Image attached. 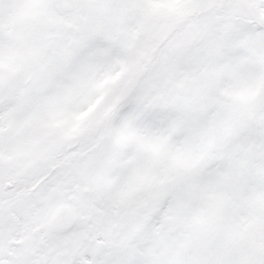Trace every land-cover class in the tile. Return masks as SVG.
<instances>
[{
    "label": "snow or ice",
    "instance_id": "snow-or-ice-1",
    "mask_svg": "<svg viewBox=\"0 0 264 264\" xmlns=\"http://www.w3.org/2000/svg\"><path fill=\"white\" fill-rule=\"evenodd\" d=\"M0 264H264V0H0Z\"/></svg>",
    "mask_w": 264,
    "mask_h": 264
}]
</instances>
